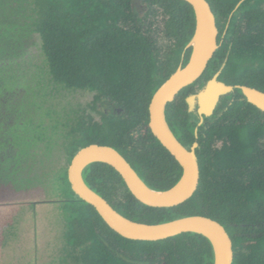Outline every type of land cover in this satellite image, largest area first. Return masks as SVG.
I'll return each instance as SVG.
<instances>
[{"label":"trees","instance_id":"16d2710c","mask_svg":"<svg viewBox=\"0 0 264 264\" xmlns=\"http://www.w3.org/2000/svg\"><path fill=\"white\" fill-rule=\"evenodd\" d=\"M207 1L219 45L201 76L164 110L185 147L198 143L192 196L173 206L146 205L101 161L87 164L82 177L134 221L210 217L232 240L231 264H264V111L234 88L200 122L185 100L218 70L226 84L264 92V0ZM194 27L185 0H0V195L59 197L62 237L77 251L78 264L214 263L212 245L200 233L159 240L120 235L73 192L66 173L77 150L97 143L119 151L154 190L179 180L181 166L150 131L148 105L188 62ZM35 35L42 66L29 75L22 60ZM63 90L94 94L85 106L57 107L49 97Z\"/></svg>","mask_w":264,"mask_h":264},{"label":"water","instance_id":"95a60500","mask_svg":"<svg viewBox=\"0 0 264 264\" xmlns=\"http://www.w3.org/2000/svg\"><path fill=\"white\" fill-rule=\"evenodd\" d=\"M192 7L195 17L193 35L188 43L191 54L188 62L178 67L164 80L151 96L148 105V126L151 133L175 158L182 169L179 180L168 190L158 191L147 186L130 163L114 147L91 143L81 147L71 158L66 173L73 192L89 203L105 223L120 235L138 240H159L182 232H196L210 241L213 264H231L233 258L232 240L224 226L203 215H186L161 223H143L129 219L116 211L106 199L91 189L82 177L83 168L94 161L112 166L123 179L127 189L140 202L150 206H173L192 196L199 180V166L195 154L198 143L185 147L172 133L165 119V107L183 87L201 76L218 47V29L214 13L207 0H185ZM197 44H192V41ZM220 70L215 72L195 93L186 96L189 111H196L200 122L210 116L220 97L240 88L246 100L264 111V92L247 85H230L218 79ZM181 180L184 188L175 195L165 196Z\"/></svg>","mask_w":264,"mask_h":264},{"label":"rangeland","instance_id":"374dc122","mask_svg":"<svg viewBox=\"0 0 264 264\" xmlns=\"http://www.w3.org/2000/svg\"><path fill=\"white\" fill-rule=\"evenodd\" d=\"M22 60L26 73L34 75L42 66L39 38ZM164 45L165 41L160 39ZM93 91H60L49 97L60 107L85 106ZM95 118L98 115L92 112ZM59 197H22L20 194L0 195V264H78L77 251L64 243V216Z\"/></svg>","mask_w":264,"mask_h":264},{"label":"bare ground","instance_id":"6f19581e","mask_svg":"<svg viewBox=\"0 0 264 264\" xmlns=\"http://www.w3.org/2000/svg\"><path fill=\"white\" fill-rule=\"evenodd\" d=\"M192 44H197L196 38L195 40L192 41ZM184 180H181L178 184H176V186H174L171 190L164 192L162 195L165 196H172L177 194L178 192H180L183 188H184Z\"/></svg>","mask_w":264,"mask_h":264},{"label":"flooded vegetation","instance_id":"af4514ba","mask_svg":"<svg viewBox=\"0 0 264 264\" xmlns=\"http://www.w3.org/2000/svg\"><path fill=\"white\" fill-rule=\"evenodd\" d=\"M216 20V19H215ZM217 26V25H216ZM218 29V28H217ZM218 33H219V30H218ZM217 38H218V36H217ZM217 42H218V40H217ZM218 45H219V43H218Z\"/></svg>","mask_w":264,"mask_h":264}]
</instances>
